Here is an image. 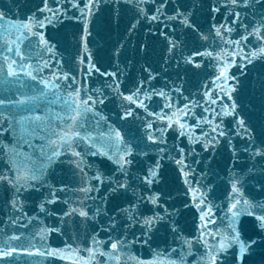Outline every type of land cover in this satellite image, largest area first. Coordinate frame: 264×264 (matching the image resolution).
Returning a JSON list of instances; mask_svg holds the SVG:
<instances>
[{
	"label": "snow or ice",
	"instance_id": "1",
	"mask_svg": "<svg viewBox=\"0 0 264 264\" xmlns=\"http://www.w3.org/2000/svg\"><path fill=\"white\" fill-rule=\"evenodd\" d=\"M257 62L264 0H5L0 264H264Z\"/></svg>",
	"mask_w": 264,
	"mask_h": 264
},
{
	"label": "water",
	"instance_id": "2",
	"mask_svg": "<svg viewBox=\"0 0 264 264\" xmlns=\"http://www.w3.org/2000/svg\"><path fill=\"white\" fill-rule=\"evenodd\" d=\"M4 2L5 0H0V6H2ZM34 2H36V0H16V4L18 5L21 13L26 12L29 7H32ZM74 31L75 29L71 25H69L66 28L62 27L60 31L61 38L64 41L65 46L68 47L70 51L73 50L72 45L75 41V38L73 36ZM115 36H116L115 31H113L110 34V36L106 31L101 32L100 34H96L94 32V40L92 37L89 38L90 41H92L90 43V47L94 50V52L98 49H105L115 39ZM101 55H104V53L102 52ZM129 55H131V53H129ZM261 63L264 62H257V68H259ZM258 76H259V72L257 70H253L251 73L250 80L248 82V87L243 93L244 105L254 113L253 116L254 119L260 115V111H259L260 92L258 86L256 85ZM170 244H171V236L167 235L163 230H161V232L158 234L157 237V243L152 244L151 247L145 246L143 248H138L136 249V252L143 259H151L154 252L159 251L163 253L164 250ZM55 246L62 247L63 245L62 243H58ZM261 254L262 253H260L258 250L257 255L253 257V259L258 261V258ZM21 264H23L22 261ZM56 264H68V262L57 260Z\"/></svg>",
	"mask_w": 264,
	"mask_h": 264
}]
</instances>
